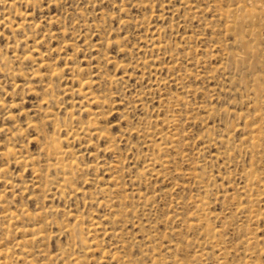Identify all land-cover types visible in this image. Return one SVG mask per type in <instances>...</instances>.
Returning a JSON list of instances; mask_svg holds the SVG:
<instances>
[{"label": "rangeland", "instance_id": "1", "mask_svg": "<svg viewBox=\"0 0 264 264\" xmlns=\"http://www.w3.org/2000/svg\"><path fill=\"white\" fill-rule=\"evenodd\" d=\"M249 2L0 0V264H264Z\"/></svg>", "mask_w": 264, "mask_h": 264}, {"label": "bare ground", "instance_id": "2", "mask_svg": "<svg viewBox=\"0 0 264 264\" xmlns=\"http://www.w3.org/2000/svg\"><path fill=\"white\" fill-rule=\"evenodd\" d=\"M250 1L249 2V9H244V7L246 6H243L242 4H238L236 5L234 8L228 10V11H225L224 13L220 14L226 21V30L229 31V30H232L233 28H235V26H238L239 29L241 28V26H244V25H255L257 26L255 23H259V21H261V16H260V13L259 10H262L263 9V4H262V0H248ZM197 9V8H196ZM215 9V8H214ZM203 10V9H202ZM217 11V10H216ZM198 13V12H197ZM263 15V14H261ZM257 23V24H258ZM260 25V23L258 24V26ZM262 26V25H261ZM219 31V30H218ZM241 31V30H240ZM245 31V30H242V32ZM250 38L251 37H255L256 36V32L253 29H250V32L247 33ZM242 36V35H241ZM231 39V38H230ZM239 41V40H238ZM240 44H243L242 42V38H240ZM220 43V42H219ZM248 49V47H247ZM250 50V49H249ZM248 50V51H249ZM252 52V51H251ZM250 53V52H249ZM254 53V52H253ZM251 54V53H250ZM239 57V56H238ZM147 63V62H146ZM148 66V65H147ZM81 88V86H80ZM178 100V99H177ZM97 101V100H96ZM95 102V101H94ZM97 103V102H96ZM176 103V102H175ZM99 105V104H98ZM177 105V104H175ZM165 123V122H164ZM175 125V124H174ZM175 127V126H174ZM173 127V128H174ZM260 131V130H259ZM141 132V131H140ZM142 133V132H141ZM140 133V134H141ZM178 134V133H177ZM153 135V134H152ZM164 136V135H163ZM152 142V141H151ZM151 145V144H150ZM161 146V145H160ZM173 146V145H172ZM159 148V147H157ZM158 151V150H157ZM164 153V151H163ZM59 158V157H58ZM163 161V160H162ZM207 177V176H206ZM190 178V177H189ZM62 179V178H61ZM204 184V183H203ZM202 200V199H200ZM200 204V203H199ZM201 206V205H200ZM202 207V206H201ZM202 210V208H201ZM11 216V214H9ZM9 217V216H8ZM211 217V216H210ZM9 218H13L12 216L9 217ZM200 218V217H199ZM211 219V218H209ZM213 219V218H212ZM193 221V220H191ZM201 221V220H200ZM188 222V221H187ZM197 223V222H196ZM201 223V222H200ZM210 224V223H209ZM188 227V226H187ZM192 227V226H191ZM192 229V228H191ZM212 230V228H211ZM214 234V233H213ZM219 234V232H218ZM220 236V235H219ZM37 237V236H36ZM40 238V237H39ZM44 238V237H43ZM30 239V238H29ZM208 239V238H207ZM82 240V239H80ZM202 240V239H201ZM217 241V240H216ZM82 243V242H81ZM214 243V242H213ZM217 243V242H216ZM214 243V244H216ZM209 244V243H208ZM218 245V244H217ZM193 257V256H192ZM201 262V261H200ZM219 262V261H218ZM182 263V262H181Z\"/></svg>", "mask_w": 264, "mask_h": 264}]
</instances>
